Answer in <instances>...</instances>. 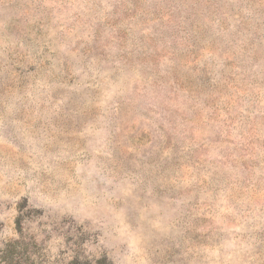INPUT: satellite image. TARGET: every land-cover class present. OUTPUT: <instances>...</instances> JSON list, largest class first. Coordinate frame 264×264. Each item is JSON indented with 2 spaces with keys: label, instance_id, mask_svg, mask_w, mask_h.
<instances>
[{
  "label": "rangeland",
  "instance_id": "obj_1",
  "mask_svg": "<svg viewBox=\"0 0 264 264\" xmlns=\"http://www.w3.org/2000/svg\"><path fill=\"white\" fill-rule=\"evenodd\" d=\"M0 264H264V0H0Z\"/></svg>",
  "mask_w": 264,
  "mask_h": 264
}]
</instances>
